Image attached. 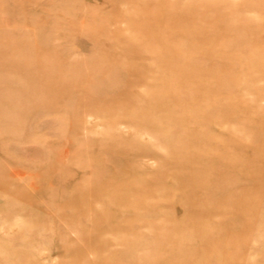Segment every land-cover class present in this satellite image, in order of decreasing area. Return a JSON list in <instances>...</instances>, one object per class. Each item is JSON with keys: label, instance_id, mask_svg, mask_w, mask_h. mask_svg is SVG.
Returning a JSON list of instances; mask_svg holds the SVG:
<instances>
[{"label": "rangeland", "instance_id": "obj_1", "mask_svg": "<svg viewBox=\"0 0 264 264\" xmlns=\"http://www.w3.org/2000/svg\"><path fill=\"white\" fill-rule=\"evenodd\" d=\"M185 12L223 29L209 57L187 52L184 32L174 34L162 58L139 45L146 37L130 44L131 31L159 22L158 34L170 29L167 18ZM263 20L264 0H0V264H87L95 260L89 241L98 236L106 264H264V187L253 215H224L230 231L204 239L170 231L183 218L182 201L149 199V209L137 200L124 212L106 201L130 179L129 165L151 179L168 148L205 155L207 166L196 165L202 178L188 184L195 194L206 188L207 204L219 195L253 194L258 174L223 172L220 155L240 148L238 161L264 166L255 151L264 138V74L251 73L250 89L234 77L253 52L248 30ZM260 34L250 44L264 46ZM167 61L183 72L173 108L152 103L139 78L155 77ZM195 86L204 99H216L215 107L196 102ZM239 92L253 107L229 115ZM186 110H197L188 126L175 125ZM193 128L214 132L213 141H221L214 153ZM171 158L167 174L192 177L181 157ZM141 208L148 209L141 219L118 221L121 212L130 220ZM154 219L166 221L155 231L147 223Z\"/></svg>", "mask_w": 264, "mask_h": 264}, {"label": "bare ground", "instance_id": "obj_2", "mask_svg": "<svg viewBox=\"0 0 264 264\" xmlns=\"http://www.w3.org/2000/svg\"><path fill=\"white\" fill-rule=\"evenodd\" d=\"M196 14H191V12L185 13H174L167 21L169 22V30L159 32L155 34L158 29L159 22H155L152 26L153 29H148L145 32L143 30L131 31L129 42L130 44H135V41H139L141 37H146V41L139 43L140 46L146 47L149 52H154L157 55H160L162 58L163 55L168 54V50L171 49L169 46H172L174 34L180 35L184 32L186 33V39L189 42L188 51L202 52L205 56L210 55V51L214 46H217L218 43V35H220L223 31L222 28L218 29L217 27H206L207 21L202 20L201 18H196ZM206 18V17H205ZM159 21V19H158ZM264 22V20H263ZM167 23H165L166 25ZM264 32V23L257 25L254 29H249L247 32V37L250 42H257V40L262 36L260 33ZM134 36V37H133ZM245 40V43L249 45L251 48L246 52L244 56V62L240 65L238 69L239 72L234 76L237 81L240 79L243 86H247V89H250V86L253 85L254 79L250 77L251 73L258 71L262 75L264 74V55L260 54L259 50H262L264 46H258L257 43L255 45L250 44V42ZM133 48V46H132ZM129 48L128 51L132 50ZM221 49V48H220ZM210 50V51H209ZM258 52L255 54V52ZM221 55V53L219 52ZM216 60H219L218 53L217 55H213ZM161 61V60H160ZM159 61V64H160ZM168 66H164L163 68L156 70L157 75L150 79H145L142 74H139V78H141L144 83V89L146 90V94L152 103L161 104L165 107L171 106L173 108L176 97L179 96V88L176 86L177 82H180L183 77V72H180L179 65L170 61H167ZM242 68H246L241 71ZM250 71V72H249ZM160 74V76H159ZM147 87V88H146ZM202 89L198 86H195L191 89L192 93L198 94L196 98V102L208 101L207 109H212L216 105V99L214 97L204 99L207 97L205 94L201 96ZM178 94V96H177ZM239 92L236 95L235 100L238 101L234 104L232 109H230L229 115L239 112V109L243 107L244 114H249V109L253 107V104L248 101L243 100V96ZM182 104V103H181ZM176 106V105H175ZM221 109V107H220ZM252 110V109H251ZM197 110H186L183 112V117L180 119V122H176L175 125H187V123L191 120L194 112ZM170 123V122H169ZM179 123V124H178ZM211 125V124H210ZM218 126L227 125V122L217 124ZM216 125V126H217ZM188 126V125H187ZM183 127V126H182ZM227 127V126H226ZM193 133L196 131L198 135L197 141H202L203 143H207L210 145L207 149L203 147L206 152L214 153V149L217 148L218 144L221 141H213L214 132L202 131L197 128L192 129ZM214 131V130H212ZM220 131V130H219ZM216 133V132H215ZM218 133V132H217ZM240 133V132H239ZM220 134V132H219ZM223 134V133H222ZM221 135V134H220ZM250 136V135H249ZM232 138V137H231ZM194 139V138H193ZM195 140V139H194ZM194 140H189L192 143ZM135 142H133L134 144ZM132 144V143H131ZM136 146V145H134ZM166 148V147H165ZM240 149V148H239ZM239 149H233L231 152H227L225 154L220 155L221 158V170L223 172L235 171L242 172L244 175L248 176L253 173L258 174L257 178L259 181L258 185L255 186V190H253L252 195H248L249 191H238L235 195H219L216 198L212 199L210 204L206 202L209 201L208 192L205 191L204 186L202 185V193L195 194L194 188L188 184V181H197L202 178L201 173L198 169H196V165L198 163H204L206 166L209 163L204 154L201 156L195 155L191 150L180 153L171 149H164L166 152L164 156L161 158L160 165L154 171V176L152 175L151 179H143V176L140 172L135 170V168L131 165L126 170V173L129 174V180H123L122 188L114 194V196L107 197L106 201L109 202L113 206H117L116 208H123L122 212L126 210V207L133 201L141 200L142 203H146L147 207L150 209L151 205L148 203L149 199H155L156 201H171V205L179 203L182 201L183 207V218L179 222V226L177 228H173L170 231L176 235L186 234L187 238H191L192 236H197V238L204 239L210 233H217L221 235H225V233L230 231V226L223 219L224 215H228L229 217H238L241 218L247 217V215H253L255 203L257 202L261 190L264 187V166H259L256 163H260V160H255L254 158H247L245 163H242L239 160L241 157ZM257 152L262 153L264 155V138L260 141V146L256 148ZM129 151H124L125 156ZM240 152V153H239ZM182 158L179 165L183 166L185 170H194L191 178L185 179L182 175V170L179 173H171L167 174L166 171L170 164L174 161L171 157ZM263 162V160H262ZM146 186V187H142ZM155 187V188H154ZM150 188L155 189L152 191ZM169 188H175V190L181 194H184V197L181 200V196L179 193L170 192ZM151 190V191H150ZM160 192V193H159ZM134 196L135 199H134ZM258 197V198H257ZM201 204L197 209L193 210V207H196V204ZM205 203V204H204ZM176 207V206H175ZM170 209V207L168 208ZM127 210L132 212L128 207ZM119 214L118 221L124 226L128 225L130 221L137 220L136 218H140L142 215L148 214V209L141 208V210H135L134 216L135 218L126 220L123 215ZM133 213V212H132ZM121 215V216H120ZM140 215V216H139ZM106 217V215H104ZM142 218V217H141ZM140 218V219H141ZM166 220H158L154 219L152 222H147L149 225L153 226V229L156 231L158 224L165 222ZM92 226H97L99 223L97 220L90 221ZM208 223V224H207ZM207 224V225H203ZM154 231V232H155ZM106 239V238H105ZM84 241V240H83ZM119 241V240H117ZM90 249L91 253L94 254L95 260L90 261L87 264H106L105 261L107 259H101V255L103 253V249L105 247V240L102 237H97L96 239L90 240ZM79 246L76 250L73 251V254L76 255L81 252ZM114 255L116 253H113ZM113 257V256H112ZM172 258V257H171ZM159 264L158 261L150 262V264ZM184 264L185 260H181L178 264ZM206 263V262H205ZM199 263V264H205ZM71 264H83L79 263L75 260ZM193 264V263H191ZM217 264H225L217 263Z\"/></svg>", "mask_w": 264, "mask_h": 264}]
</instances>
